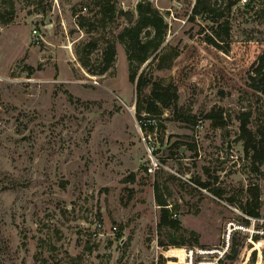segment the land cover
Returning a JSON list of instances; mask_svg holds the SVG:
<instances>
[{
  "label": "rangeland",
  "instance_id": "1",
  "mask_svg": "<svg viewBox=\"0 0 264 264\" xmlns=\"http://www.w3.org/2000/svg\"><path fill=\"white\" fill-rule=\"evenodd\" d=\"M143 1L168 30L137 78L175 86L178 110L196 117L178 122L167 111L145 142L125 47L104 77L88 75L75 56L74 45L89 40L77 16L95 19L93 0H0V264H214L230 223L246 229L231 236L244 245L236 261L220 264H257L251 241L263 247L264 264V218L245 226L241 195L258 187L264 216V165L252 171L240 133L249 111L251 130H264V96L247 84L264 53V2L226 11L230 38L221 35L217 48L205 39V17L190 18L198 0L111 3L136 12ZM234 2L211 0L221 9ZM212 111L224 127L207 119ZM157 196L180 222L182 249L158 230Z\"/></svg>",
  "mask_w": 264,
  "mask_h": 264
},
{
  "label": "trees",
  "instance_id": "2",
  "mask_svg": "<svg viewBox=\"0 0 264 264\" xmlns=\"http://www.w3.org/2000/svg\"><path fill=\"white\" fill-rule=\"evenodd\" d=\"M111 1L93 0V5L98 10L95 19L84 15L77 16L76 14L78 28L89 35V40L74 45V53L81 68L93 77L108 75L114 68L117 46L121 44L125 47L130 66V82L136 84V110L138 122L141 123L143 131L153 133L155 129H158V120L167 111H173L178 122L194 123L196 117L178 110V91L175 86H164L154 82L143 73L137 78V68L147 63L164 44L168 24L160 11L149 1L138 3L136 12L130 10L120 11L116 9ZM237 4V2L228 3L224 9H221V6L216 7L217 4H212L211 0H198L196 2L190 18L195 20L197 17H205V21L211 24L210 30L212 33L205 37L208 44L221 48L218 42V39L222 38L221 35L230 38L231 22L225 17V12L231 13ZM250 6L251 4L245 8H250ZM86 10L87 7H84V11ZM262 11V18L264 19V9ZM110 28L111 30H109ZM96 52H99L100 55L97 59H94L93 55ZM247 84L256 94L264 96V53L252 67ZM251 118V111L243 113L240 117L241 140L244 142L246 154L251 155L252 171L262 174L260 168L264 165V130L259 127L256 132L252 131L250 128ZM207 119L211 120L216 128L225 126L222 115L218 116L214 111L207 115ZM198 184L204 189L207 188L205 183L199 181ZM212 190L217 197L224 195V191L220 188ZM241 195L246 200L242 208L245 216L256 220L263 219V203L259 188L256 186L249 188ZM156 200L161 207L158 230L161 232L168 231L170 245L175 249H182L187 245L182 238L177 239L175 234L180 228V222L173 218L172 212L167 208L166 201L159 196ZM229 201L231 203L235 202L233 197ZM243 224L249 227L251 222L245 219ZM262 229L264 230V228ZM192 236L197 238L195 233H192ZM258 242L252 241L253 248L249 251L251 254L254 252L252 255L253 260H255V252H258L257 264H262L263 247L258 245ZM243 245L244 240L240 242L234 235L226 260L236 261ZM161 246H164V243H161ZM43 263L48 264V261H43Z\"/></svg>",
  "mask_w": 264,
  "mask_h": 264
},
{
  "label": "built area",
  "instance_id": "3",
  "mask_svg": "<svg viewBox=\"0 0 264 264\" xmlns=\"http://www.w3.org/2000/svg\"><path fill=\"white\" fill-rule=\"evenodd\" d=\"M259 1V0H257ZM251 4V0H238V6H248ZM36 34V32H35ZM139 123V122H138ZM139 127L141 129V131L144 133L145 131H143V128L141 126V123H139ZM142 133V139L143 141H151L152 137L156 139V137L158 136V129H155L153 133H147L145 132V134ZM147 152L149 154V157H150V161H151V165L148 169V172L150 174H154L158 169H159V165H160V162H159V159L154 155L155 154V147L154 146H147ZM245 218H247L249 221H252V223L254 222H257V221H260V220H256V219H251V218H248L245 216ZM245 231L246 232V229H244L243 227H240V226H236L235 224L233 223H230V230L228 231V235H227V240H226V243H225V246L220 250L218 251V253H216V255L218 256L217 259L214 261V264H220L228 255L229 251H230V247H231V243H232V239H231V236L233 234L234 231ZM262 234L264 235V231H262Z\"/></svg>",
  "mask_w": 264,
  "mask_h": 264
},
{
  "label": "bare ground",
  "instance_id": "4",
  "mask_svg": "<svg viewBox=\"0 0 264 264\" xmlns=\"http://www.w3.org/2000/svg\"><path fill=\"white\" fill-rule=\"evenodd\" d=\"M252 242V241H251Z\"/></svg>",
  "mask_w": 264,
  "mask_h": 264
}]
</instances>
